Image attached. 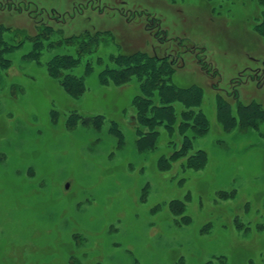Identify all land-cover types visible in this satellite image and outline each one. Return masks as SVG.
I'll return each instance as SVG.
<instances>
[{"label":"rangeland","instance_id":"rangeland-1","mask_svg":"<svg viewBox=\"0 0 264 264\" xmlns=\"http://www.w3.org/2000/svg\"><path fill=\"white\" fill-rule=\"evenodd\" d=\"M20 3L36 19L12 9ZM263 10L254 0H0L4 39L20 44L0 77V264H264V122L223 130L216 117L218 95L234 114L239 103L264 108V36L253 29ZM48 17L68 22L58 29ZM42 25L53 29L38 59L25 56ZM85 29L98 33L91 39ZM81 41L80 62L63 71L84 77L74 98L46 63L77 56ZM172 49L171 81L203 90L194 110L208 129L187 153L204 150L200 169L181 159L160 170L157 158L181 135L160 126L156 148H138L137 78L119 86L98 79L111 56ZM172 200L182 213L169 210Z\"/></svg>","mask_w":264,"mask_h":264},{"label":"trees","instance_id":"trees-1","mask_svg":"<svg viewBox=\"0 0 264 264\" xmlns=\"http://www.w3.org/2000/svg\"><path fill=\"white\" fill-rule=\"evenodd\" d=\"M254 1L264 7V0ZM12 9L17 13H27L30 18L36 19L37 15L31 17L32 11L29 5H22L20 3L19 6H14L12 4ZM72 18L74 19L75 17ZM58 19L48 18L47 20L51 21L55 28H61L68 22V20L64 21L62 18ZM147 26L158 28V22L149 19L147 20ZM6 29L8 28L0 24V77L2 71L8 69L11 65L10 59L6 57V54L20 45L8 44L5 41L4 31ZM52 29L53 27L50 25H42L40 31L32 38V50L25 56L38 59L40 50L44 46L43 39L49 36ZM253 29L264 36V10L260 13L259 21L253 25ZM84 31L81 34L88 35L91 39H94L98 33L93 32L94 34H90L87 33L86 29ZM157 35L158 32L155 34V37ZM79 37L74 34L70 38L78 40ZM79 44L77 56H73L72 54H56L46 63L48 75L55 79L63 90L74 98L82 95L85 90L84 77L71 73H63V71L75 67L80 62L82 52L85 49L83 46L84 41L79 42ZM88 52L91 51L87 50L86 53ZM197 58H199V55ZM110 59L114 65L105 66L98 73V79L101 84L119 86L127 83L133 76L139 82V91L131 99V105L134 108L133 118L136 122L134 131L137 135L136 145L138 148L143 150L156 148L159 127L162 126L169 137L174 134H180L181 137L178 143L171 140L168 141L172 142V144H177L179 147L167 155H160L157 158V167L160 170H166L171 168L176 161L184 159V161L181 160V165L184 168H202L206 163L204 150L198 149L187 156L188 151L192 147V139L195 136L203 134L208 129V119L205 113L201 110H194L202 102V88L196 84L188 86L174 84L171 81V75L174 72L175 61H170L167 56L158 57L146 52H135L130 54L120 53L111 56ZM202 61L199 58L198 62L204 70L205 65H202ZM90 70L91 64L87 62L84 73L86 74ZM216 74V72H213V75ZM232 96L234 99H237L236 90L232 92ZM175 103H179L181 108L177 109L174 105ZM97 117H100V115H97ZM216 117L223 130H230L234 127L258 129L259 122H264V108L256 102H250L245 105L239 103L234 114L232 113L230 104L222 96L218 95L216 98ZM76 118L80 117L76 114ZM112 131L114 135L121 138V133L115 124L112 127ZM188 131L191 132V135L187 133ZM262 136L264 135L262 134ZM224 195L222 196L226 197ZM168 207L173 214H180L184 211L182 202H178L177 200H172L168 204Z\"/></svg>","mask_w":264,"mask_h":264},{"label":"flooded vegetation","instance_id":"flooded-vegetation-1","mask_svg":"<svg viewBox=\"0 0 264 264\" xmlns=\"http://www.w3.org/2000/svg\"><path fill=\"white\" fill-rule=\"evenodd\" d=\"M48 18H50V19H52L53 17H48ZM55 20H59L58 18H54ZM147 20H149V18H147ZM146 20V21H147ZM148 23H150V22H148ZM146 24H147V22H146ZM155 36V35H154ZM154 53H155V51H154ZM195 54V56L196 57H198V54H200V51L199 52H196V53H194ZM154 55H156V53L154 54ZM165 56H167L169 59H170V61H172V60H174V59H179V56H178V51L176 50V49H172L171 50V52H169V53H167V54H164L163 56H161V57H165ZM175 57V58H174ZM258 74L259 73H256V72H254V73H251L249 76H248V79L250 78L251 80H257V78L259 77L258 76ZM260 78H262L263 80H264V72H262L261 73V77ZM230 82V81H229ZM215 83H216V81H215ZM231 86H234V84H233V82H231Z\"/></svg>","mask_w":264,"mask_h":264},{"label":"bare ground","instance_id":"bare-ground-1","mask_svg":"<svg viewBox=\"0 0 264 264\" xmlns=\"http://www.w3.org/2000/svg\"><path fill=\"white\" fill-rule=\"evenodd\" d=\"M257 19H258V21H259V19H260V15H259V17H257ZM258 21H257V22H258Z\"/></svg>","mask_w":264,"mask_h":264}]
</instances>
